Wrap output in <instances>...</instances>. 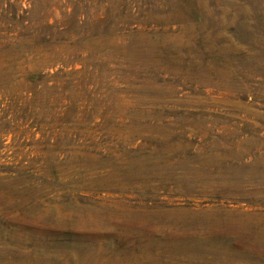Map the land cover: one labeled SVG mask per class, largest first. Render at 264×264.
Returning a JSON list of instances; mask_svg holds the SVG:
<instances>
[{
    "label": "rangeland",
    "instance_id": "obj_1",
    "mask_svg": "<svg viewBox=\"0 0 264 264\" xmlns=\"http://www.w3.org/2000/svg\"><path fill=\"white\" fill-rule=\"evenodd\" d=\"M263 53L264 0H0V264H264Z\"/></svg>",
    "mask_w": 264,
    "mask_h": 264
},
{
    "label": "bare ground",
    "instance_id": "obj_2",
    "mask_svg": "<svg viewBox=\"0 0 264 264\" xmlns=\"http://www.w3.org/2000/svg\"><path fill=\"white\" fill-rule=\"evenodd\" d=\"M151 52H152V50H151ZM200 52H201V51H200ZM207 52H208V51H207ZM224 52H225V51H224ZM258 52H259V51H258ZM208 53H209V52H208ZM255 53H256V52H255ZM149 54H150V52H149ZM165 54H166V53H165ZM256 54H257V53H256ZM256 54H255V55H256ZM258 54H260V53H258ZM263 54H264V53H263ZM152 55H155V54H152ZM152 55H151V57H152ZM226 55H227V54H226ZM148 56H149V55H148ZM256 56H257V55H256ZM256 56H255V57H256ZM162 57H165V56H162ZM146 58H149V57H146ZM153 58H156V57L153 56ZM153 58H151V59L153 60ZM261 58H262V57H261ZM261 58H260V59H261ZM162 59H163V58H162ZM149 60H150V59H149ZM153 61H154V60H153ZM256 61H257V60H256ZM259 61H260V60H259ZM259 61H258V62H259ZM146 62H147V60H146ZM150 62H151V61H150ZM258 62H257V63H258ZM151 63H152V62H151ZM153 63H154V62H153ZM159 63H160V62H159ZM159 63H158V64H157V63H154V64L160 65L161 63H160V64H159ZM201 63H202V62H201ZM147 64H149V63H147ZM205 64H206V63H205ZM197 65H198V64H197ZM225 65H226V64H225ZM225 65H224V66H225ZM155 66H156V65H155ZM155 66H154V67H155ZM161 66H162V65H161ZM193 66H194V65H193ZM212 66H214V64H213ZM224 66H222V67H224ZM215 67H216V66H215ZM187 68H188V67H187ZM202 68H203V66H202ZM207 68H209V67L207 66ZM220 69H221V67H220ZM222 69H223V68H222ZM191 70H192V69H191ZM191 70H189V71H191ZM202 70H203V69H202ZM207 70H208V69H207ZM212 70H213V69H212ZM227 70H228V67H227ZM195 71H197V70L195 69ZM203 71H204V70H203ZM213 71H214V70H213ZM217 71H218V70H217ZM224 71H225V70H224ZM228 71H229V70H228ZM220 72H221V71H220ZM231 72H232V71H231ZM231 72H230V73H231ZM187 73H188V71H187ZM200 73H201V70H200ZM210 73H211V72H210ZM253 73H254V72H253ZM201 74H202V73H201ZM212 74H213V73H212ZM243 74H244V73H243ZM186 75L188 76V74H186ZM206 75H207V74H206ZM206 75H205V76H206ZM219 75L221 76V74H219ZM223 75H226V74H223ZM205 76H203V77H205ZM213 76H214V75H213ZM254 76H255V75H254ZM189 77H190V76H188V78H189ZM196 77H197V76H196ZM207 77H208V76H207ZM249 77H250V76H249ZM193 78H194V76H193ZM198 78H199V77H198ZM198 78H197V79H198ZM200 79H201V78H200ZM225 79H226V78H225ZM193 80H194V79H193ZM203 80H204V79H203ZM216 80H217V79H216ZM222 80H223V79H222ZM197 81H198V80H197ZM208 81H209V79H208ZM217 81H218V80H217ZM262 81H263V80H262ZM214 82H215V81H214ZM208 83H210V82H208ZM226 83H227V82H226ZM246 83H247V82H246ZM200 84H201V83H200ZM219 84H220V83H219ZM206 85H208V84H206ZM215 85H216V84H215ZM224 85H225V83H224ZM226 85H228V84H226ZM229 85H230V84H229ZM245 85H246V84H245ZM219 86H220V85H219ZM208 87H209V85H208ZM217 87H218V86H217ZM224 87H225V86H224ZM224 87H223V88H224ZM229 88H230V87H229ZM221 89H222V88H221ZM224 90H225V89H224Z\"/></svg>",
    "mask_w": 264,
    "mask_h": 264
}]
</instances>
